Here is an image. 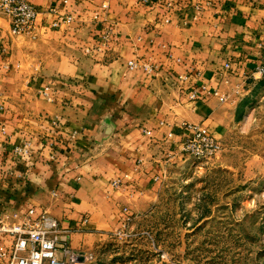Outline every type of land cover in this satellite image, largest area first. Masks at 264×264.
<instances>
[{"label":"crops","instance_id":"1","mask_svg":"<svg viewBox=\"0 0 264 264\" xmlns=\"http://www.w3.org/2000/svg\"><path fill=\"white\" fill-rule=\"evenodd\" d=\"M24 1L39 11L32 36L12 35L0 15L7 227L33 210L73 249L104 245L125 214L174 201L195 127L224 137L264 102V0ZM59 15L71 21L54 29ZM12 244L0 235L1 251Z\"/></svg>","mask_w":264,"mask_h":264},{"label":"rangeland","instance_id":"2","mask_svg":"<svg viewBox=\"0 0 264 264\" xmlns=\"http://www.w3.org/2000/svg\"><path fill=\"white\" fill-rule=\"evenodd\" d=\"M215 139L211 156H184L173 202L125 214L116 238L91 250L68 239L79 264H264V102Z\"/></svg>","mask_w":264,"mask_h":264},{"label":"built area","instance_id":"3","mask_svg":"<svg viewBox=\"0 0 264 264\" xmlns=\"http://www.w3.org/2000/svg\"><path fill=\"white\" fill-rule=\"evenodd\" d=\"M49 13L58 15L55 9H50ZM0 15L9 20L12 35L32 36L39 11L24 0H0ZM70 21V17L59 15L52 27L56 29ZM129 65L131 68L137 67L134 63ZM144 69L152 72L151 68L144 66ZM256 73L264 77V49L259 54ZM43 94L47 95L46 92ZM195 98L196 93L192 91L190 99ZM216 149L218 145L215 136L206 129L195 127L193 135L183 144L181 155L199 160L211 156ZM2 234L13 239L7 251L0 250V260L7 259L10 264H79L80 260L70 250L68 236L61 232L59 222L45 214L36 216L33 210H29L25 221L13 227H7L0 219Z\"/></svg>","mask_w":264,"mask_h":264}]
</instances>
